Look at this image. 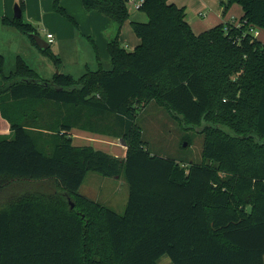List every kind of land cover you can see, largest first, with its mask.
I'll list each match as a JSON object with an SVG mask.
<instances>
[{"label":"trees","instance_id":"16d2710c","mask_svg":"<svg viewBox=\"0 0 264 264\" xmlns=\"http://www.w3.org/2000/svg\"><path fill=\"white\" fill-rule=\"evenodd\" d=\"M168 1L144 0L149 19L132 22L141 43L129 51L119 39L128 0H83L118 30L108 43L111 68L79 79H44L22 56L4 73L0 54V109L13 133L0 135V193L14 182L46 183L0 207V264H92L94 253L112 264H159L165 255L171 264H264V43L252 31L264 29V0H223L225 12L242 5L240 23L200 33ZM3 23L38 33L22 16ZM37 101L59 108L50 151L29 121L40 117ZM152 101L183 128H200L203 162L180 165L150 152L136 118ZM84 110L118 119L124 158L74 144V127L97 132ZM90 171L125 177L123 214L80 194Z\"/></svg>","mask_w":264,"mask_h":264},{"label":"rangeland","instance_id":"374dc122","mask_svg":"<svg viewBox=\"0 0 264 264\" xmlns=\"http://www.w3.org/2000/svg\"><path fill=\"white\" fill-rule=\"evenodd\" d=\"M134 8L135 6L129 3V9L132 10ZM51 11L52 13H47L48 16L46 19L44 17L41 23L32 24L36 27L38 34L45 40L46 31L52 30L51 32L56 36L57 42L51 43L47 52L41 50L37 51V49L34 52L32 50L30 52L24 49L21 53L25 55L29 64L31 63L30 65L34 66L35 70L44 78L51 80L56 73L62 72L72 75L75 79H79L81 75L91 71L89 68L85 70V63H89L91 60L87 59L84 45L78 43L79 41L77 36L75 38V35L82 37V39H84L83 41H86L88 45H92L89 37L95 34L98 39L105 40L104 32L96 30L93 31L95 33L92 34L90 28L84 25L80 17L73 14L75 18L80 21L79 23L83 24L81 25L82 27L78 29L65 14L56 10ZM15 30L20 31L17 27H15ZM1 37L5 43L0 44V52L3 50V54L6 56L4 72L8 73V71L14 69L17 61V57L13 55L10 56L9 52H16L22 42L17 39L15 34L1 35ZM31 40L37 45L33 39ZM121 43L125 46L123 41ZM102 44H104V42H102ZM93 45L95 46V44ZM99 47L101 48V45H99ZM56 58H59V62H57ZM98 66L100 65L97 64V67ZM101 66L103 69H109V66L111 68L108 62L102 63ZM92 90L95 92L97 89L93 87ZM25 104L27 106V102ZM34 111L36 114L40 115V117L38 116L35 120L29 118L30 124L32 123L37 127L36 136L40 146L44 150L50 151V148L54 146V142L58 140V133H60L56 131L60 128L59 125H57L56 118L59 108L57 105L50 102L37 101ZM83 113L88 117V121H91L90 126L94 127V130L97 132L74 127L72 130V132L74 131V135L72 136H74L75 142L91 144L95 148L107 152H113L111 141L117 144H123V130L119 126L117 118L109 115H102V117L96 116L87 110H84ZM44 114H47V116L41 117V115L43 116ZM48 114H53L54 116H49ZM136 123L151 153L173 158L180 165L190 166L192 163L203 162L204 158L202 153L205 136L198 131L200 128H183L180 121L170 115L166 108L159 105L156 101H152L146 107L139 109ZM44 128L51 129L53 134L46 136L43 130L49 129ZM186 143L187 145H185ZM119 146L120 145H117V147ZM182 169H184V171L187 170L185 167H182ZM45 185L46 183L42 181L11 183L7 188L3 189L2 194L0 193V207L11 196L16 197L26 192L38 191L44 189ZM82 185L81 195L89 199L94 198V201L120 214L124 213L129 197V185L123 175L119 177H108L99 172L90 171ZM91 261L93 262L92 264H112L111 261L108 262L105 259L103 254L97 255L94 253ZM158 263L171 264V259L169 256L165 255L160 258Z\"/></svg>","mask_w":264,"mask_h":264},{"label":"crops","instance_id":"0c3cea01","mask_svg":"<svg viewBox=\"0 0 264 264\" xmlns=\"http://www.w3.org/2000/svg\"><path fill=\"white\" fill-rule=\"evenodd\" d=\"M24 2V9H22V16L25 20L29 21L30 23H41L44 20V17L48 16L47 13H52L51 10H55L54 4L57 2L60 6L64 7L66 11L75 18L73 14H76L80 17L81 21L84 23V25L87 28H90V31L93 33V31L101 30L104 32L105 40L98 39L95 34H93L91 37L94 41H91L92 45L86 42H84L82 37H79L78 35H75V38L77 36L78 43L81 45H84V49L87 53V59L91 60L89 63H85L86 67L89 68L92 71L98 70L100 67H102V63H110V55L108 53V43L110 40H112L118 30V26L115 22H113L108 16H106L103 13H100L96 10L87 12L83 5V0H22ZM21 0H0V44L5 43V41L2 39L1 35H8V34H15L17 36V39L21 41V46L16 52H9L10 56H23L26 60L24 54L21 52L25 49L27 51L31 50L34 52L36 49L41 50L39 46L35 45L29 35L15 30L14 26H7L3 23L4 17H9L10 19L16 18L15 17V6L17 4H21ZM170 4H174L178 7H183L186 11V18L189 24L192 26L195 33H200L205 30H208L216 25H219L221 23H233V24H239L241 21V18L244 15V9L242 5L238 3H234L227 12H225V7L223 0H169ZM21 7V6H20ZM130 10V18L129 20L124 24V26L121 29V33L119 35L120 41L124 42L125 48L129 51H133L140 43L141 39L136 34L135 30L132 27L133 21H139V22H146L149 19V16L146 12H144L141 9H129ZM79 27L81 28L83 24H80L77 18H75ZM85 21V22H84ZM52 31V30H51ZM51 31H46V40L47 33H52ZM254 34L257 39L262 41L264 43V29L262 28H255ZM55 41L53 43L57 42L56 36ZM101 42V43H100ZM104 42V44H102ZM52 43V44H53ZM51 43H49L50 46ZM95 44V46L93 45ZM122 44V43H121ZM101 45V48L99 47ZM123 45V44H122ZM48 46V47H49ZM106 47V48H105ZM44 51V50H41ZM3 50H1L0 54H2L5 57V65L6 66V56L3 54ZM28 61V60H27ZM29 63V62H28ZM31 64V63H30ZM97 64L100 66L97 67ZM84 65V66H85ZM92 65V66H90ZM32 66V65H31ZM83 66V67H84ZM35 68L34 66H32ZM92 69H91V68ZM110 68V66H109ZM84 70V71H85ZM4 71V69H3ZM9 72V71H8ZM6 73V72H4ZM39 74V73H38ZM40 77H42L39 74ZM44 78V77H42ZM47 79V78H44ZM50 80V79H47ZM35 113L33 112L32 115ZM31 115V116H32ZM47 114L44 115L46 117ZM35 120V119H32ZM35 128L34 130H36ZM44 134L47 136L49 134H53V131L51 130H43ZM71 135H74V131L70 132ZM12 129H11V123L9 120H7L1 112L0 109V135L3 136H12ZM73 142L76 145H85L81 144L79 142H75L74 136ZM111 147L113 152H109L113 155H116L118 157L124 158L126 156L127 152V146H124L122 143L117 144L114 141H111ZM91 145V144H90ZM117 145H120L117 147ZM53 146L50 148L52 150ZM125 178V177H124ZM83 185L81 186V188ZM80 188V192L81 191ZM83 194V193H82ZM95 200L94 198H91Z\"/></svg>","mask_w":264,"mask_h":264},{"label":"water","instance_id":"95a60500","mask_svg":"<svg viewBox=\"0 0 264 264\" xmlns=\"http://www.w3.org/2000/svg\"><path fill=\"white\" fill-rule=\"evenodd\" d=\"M14 11L16 18H20L22 16V9L19 4L15 6ZM29 35L35 39L37 45L40 47L41 50H45L49 46V42L45 40L43 37H41L38 33L30 32ZM123 145L127 146L124 140H123ZM185 145H187V143ZM71 207H74V203L71 204Z\"/></svg>","mask_w":264,"mask_h":264},{"label":"built area","instance_id":"2783aa9c","mask_svg":"<svg viewBox=\"0 0 264 264\" xmlns=\"http://www.w3.org/2000/svg\"><path fill=\"white\" fill-rule=\"evenodd\" d=\"M129 3H132L135 8L140 9L141 6L143 5L144 0H128ZM254 32V29H252ZM47 38L49 43H53L55 41V37L53 33H47Z\"/></svg>","mask_w":264,"mask_h":264}]
</instances>
